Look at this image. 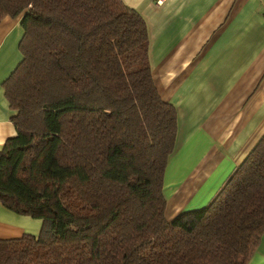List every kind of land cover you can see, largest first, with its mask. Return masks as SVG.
I'll list each match as a JSON object with an SVG mask.
<instances>
[{"label": "trees", "instance_id": "obj_1", "mask_svg": "<svg viewBox=\"0 0 264 264\" xmlns=\"http://www.w3.org/2000/svg\"><path fill=\"white\" fill-rule=\"evenodd\" d=\"M20 60L0 88L14 135L0 205L41 221L0 264H247L264 233V133L189 227L164 218L176 113L150 76L146 23L121 0H0Z\"/></svg>", "mask_w": 264, "mask_h": 264}, {"label": "crops", "instance_id": "obj_2", "mask_svg": "<svg viewBox=\"0 0 264 264\" xmlns=\"http://www.w3.org/2000/svg\"><path fill=\"white\" fill-rule=\"evenodd\" d=\"M121 1L146 23L150 76L176 113L164 218L189 227L264 133V0ZM19 22L0 21V84L20 60ZM10 116L0 88V149ZM28 218L0 205V240L37 236ZM247 264H264V233Z\"/></svg>", "mask_w": 264, "mask_h": 264}, {"label": "built area", "instance_id": "obj_3", "mask_svg": "<svg viewBox=\"0 0 264 264\" xmlns=\"http://www.w3.org/2000/svg\"><path fill=\"white\" fill-rule=\"evenodd\" d=\"M163 2L164 0H153L155 6H160Z\"/></svg>", "mask_w": 264, "mask_h": 264}, {"label": "rangeland", "instance_id": "obj_4", "mask_svg": "<svg viewBox=\"0 0 264 264\" xmlns=\"http://www.w3.org/2000/svg\"><path fill=\"white\" fill-rule=\"evenodd\" d=\"M29 218H30V217H29ZM29 218H28L29 221H34V220H35V219H32V218H30V219H29ZM39 222L41 223V221H39Z\"/></svg>", "mask_w": 264, "mask_h": 264}]
</instances>
